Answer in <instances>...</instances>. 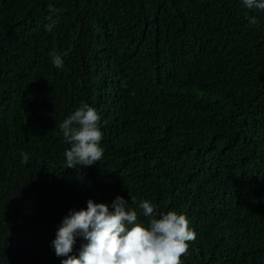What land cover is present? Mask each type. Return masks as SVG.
<instances>
[{
	"label": "trees",
	"instance_id": "1",
	"mask_svg": "<svg viewBox=\"0 0 264 264\" xmlns=\"http://www.w3.org/2000/svg\"><path fill=\"white\" fill-rule=\"evenodd\" d=\"M49 4L61 10L51 32ZM53 50L68 53L63 69ZM82 102L101 116L104 156L67 168L58 125ZM118 196L141 223V200L156 218H188L197 237L184 264H264V11L0 0V264H62L63 219Z\"/></svg>",
	"mask_w": 264,
	"mask_h": 264
},
{
	"label": "clouds",
	"instance_id": "2",
	"mask_svg": "<svg viewBox=\"0 0 264 264\" xmlns=\"http://www.w3.org/2000/svg\"><path fill=\"white\" fill-rule=\"evenodd\" d=\"M248 10L264 11V0H242ZM53 5H48L51 32L58 23V13ZM247 17V13L245 14ZM55 17V18H54ZM256 25V16L250 18ZM53 50L49 53L52 64L57 69L65 67L64 57ZM101 116L87 103L81 105L58 126L70 149L65 152L66 167L76 168L97 164L104 156L101 147L103 132L100 128ZM22 163L27 164L29 155L22 153ZM133 205L137 204L132 196ZM140 214L149 218L147 224L138 222V212L129 207V202L118 196L111 208L105 203L87 202L86 210H72L62 221L56 238L52 242L58 257H67L62 264H184L183 257L189 255L191 242L197 233L190 227L184 214L170 211L156 218V206L148 200L138 202ZM83 237L79 255L73 252L77 237Z\"/></svg>",
	"mask_w": 264,
	"mask_h": 264
}]
</instances>
